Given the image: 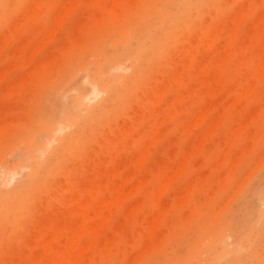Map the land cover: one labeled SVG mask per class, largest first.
I'll use <instances>...</instances> for the list:
<instances>
[{
    "label": "rangeland",
    "instance_id": "rangeland-1",
    "mask_svg": "<svg viewBox=\"0 0 264 264\" xmlns=\"http://www.w3.org/2000/svg\"><path fill=\"white\" fill-rule=\"evenodd\" d=\"M6 2L0 264H264V0Z\"/></svg>",
    "mask_w": 264,
    "mask_h": 264
},
{
    "label": "bare ground",
    "instance_id": "bare-ground-1",
    "mask_svg": "<svg viewBox=\"0 0 264 264\" xmlns=\"http://www.w3.org/2000/svg\"><path fill=\"white\" fill-rule=\"evenodd\" d=\"M10 1H11V0H10ZM164 1H165V0H164ZM192 1H193V0H169L168 4L165 6L164 11H163V19H167V17L169 16L170 12L172 11V10H171V6H173V5H174V6H176V5H177V6H183V7L186 9L185 11H187V7H188V5H190V4L192 3ZM5 2H6V0H5ZM7 3H8V2H6V4H7ZM8 4H9V3H8ZM0 5H2V4H0ZM159 5H160V4H159ZM185 5H186V6H185ZM5 6H6V5H5ZM5 6H4V7H5ZM133 6H134V5H133ZM4 9H5V11H6V7H5ZM115 10H116V9H115ZM153 11H154V10H153ZM185 11H184V12H185ZM137 12L139 13V12H141V10H140V11H137ZM144 12H145V11H144ZM184 12H183V13H184ZM4 13H5V12H4ZM6 13H7V12H6ZM152 14H153V13H152ZM146 15H148V13H147ZM149 15H150V13H149ZM142 16H143V15H142ZM158 17H159V16H157V18H158ZM172 29H173V28H172ZM172 29H171V31H173ZM183 29H185V28H183ZM174 32H175V30H174ZM176 32H177V31H176ZM158 46H159V45H158ZM161 46H162V45H161ZM142 54H143V45L141 44L140 47H138L134 52H133V51H130V52L128 53V56L133 58V57H136V56H142ZM148 56H150V55H148ZM113 64L115 65V63H113ZM114 65L111 66V69L116 67V65H115V66H114ZM101 70L103 71V69H101ZM109 70H110V69H107L106 71H109ZM259 75H260V73H259ZM118 83H119V82H118ZM58 85H59V84H58ZM93 87H94V90H93L94 92H93V93H94V95L97 97V96L99 95V92L96 90V87H95V86H93ZM107 91H108V90H107ZM92 96H93V95H92ZM101 96H102V95H101ZM90 98H91V97H90ZM90 98H89L88 96H84V101H86V102L88 101L89 103H91L90 100H89ZM66 99H67V98H66ZM92 100H93V99H92ZM79 102H81V100H79V101H75V104L77 105V104H79ZM234 103H235V102H234ZM108 106H109V105H108ZM70 118H72L71 115H70L69 117H67V116L65 115L63 119H62V118H56V119H53V120L51 121V124H50V125L52 126V131H51V130H50V131L53 133V135H52V136L49 135V136H50L49 138L47 137V143H45V146H46V147H44L43 149H45V148H46V149H47V148H50V147L53 145V141L55 140V138H54L55 135L58 134V133H60V132L63 133L64 129H65L66 127H68L67 124H66V121H67L68 123H71V122H75V123L77 122V123H78V120H80V119H78V120L76 121V120H72V119H70ZM94 118H95V117H94ZM69 119H70V120H69ZM63 122H64V123H63ZM213 129H214V128H213ZM213 131H214V130H213ZM54 132H56V133H54ZM147 143H149V142H147ZM63 144H64V143H63ZM150 144H151V143H150ZM150 144H149V145H150ZM147 145H148V144H147ZM145 146H146V145H145ZM150 146H151V145H150ZM150 146H149V147H150ZM64 147H65V146H64ZM66 147H68V146H66ZM143 149H144V148H143ZM195 151H196V150H195ZM147 153H148V152H147ZM194 153H195V152H194ZM195 154H196V153H195ZM136 157H137V156H136ZM145 157H146V156H145ZM140 158H141V157H140ZM189 159H190V158H189ZM185 161H186V160H185ZM186 163H188V162H186ZM186 163H185V164H186ZM178 167H179V166H178ZM183 167H184V165H183ZM176 168H177V167H176ZM180 168H182V167H180ZM180 168H178V169H180ZM178 169H176L175 171L178 172ZM26 170H27V169H26ZM176 172H175L174 174H171V175H174V177H173V176H170V177H171V178H175V177H176V176H175ZM179 172H180V171H179ZM177 174H178V173H177ZM177 174H176V175H177ZM169 175H170V174H169ZM12 177H13V176H12ZM165 180H167V179H165ZM171 180H172V179H171ZM173 180H175V179H173ZM146 181H147V180H146ZM167 181H168V180H167ZM167 181H165V182L163 181V184H164V185H165V184H168V183H166ZM169 181H170V179H169ZM11 182H12V181H11ZM102 183H103V182H102ZM142 183H143V182H142ZM11 184H12V183H11ZM122 184H123V183H122ZM170 184H171V183H169L168 185H170ZM164 185H162L163 187L161 186V189H162V190H163V188L165 189V188L167 187V186L164 187ZM122 187H123V186H122ZM139 188H140V187H139ZM120 189L122 190V188H120ZM136 189H137V188H136ZM161 189H160V190H161ZM19 190H20V189H19ZM104 191H105V190H104ZM132 191H133V192L130 191V193H134V190H132ZM14 193H15V192H14ZM20 193H21V192H20ZM24 193H25V192H24ZM159 193H162V191H160ZM12 194H13V193H9V194H7L6 196H4V198L7 199V197L11 196ZM16 195H17V194H16ZM26 195H27V194H26ZM18 196H19V195H18ZM107 196H108V195H107ZM126 196H127V195H126ZM129 196H130V195H129ZM20 197H21V196H20ZM75 197H76V196H75ZM113 197H114V196H113ZM124 197H125V195H124ZM124 197H123V198H124ZM104 199H105V198H104ZM112 199H114V198H112ZM112 199H111V198L109 199L110 202H111ZM116 199H117V198L115 197L114 200H116ZM157 199H158V198H157ZM2 200H3V199H2ZM105 200H106V199H105ZM105 200H104V202H105V203H108V202H107L108 200H106V201H105ZM114 200H112L113 203H114ZM118 200H119V199H118ZM159 200H160V199H159ZM4 201H5V200H4ZM6 201H7V200H6ZM102 201H103V200H102ZM102 201L100 200L101 204H102V203L104 204V202H102ZM122 201H123V199L121 198L120 202H122ZM84 202H86V201H84ZM110 202H109V203H110ZM158 202H159V201H158ZM2 203H3V201H2ZM116 203H117V202H116ZM0 205H1V202H0ZM108 205H109V204H107V207H108ZM110 205H111V203H110ZM110 205H109V207H110ZM119 205H120V204H119ZM260 205H262V204H259V206H260ZM15 206L17 207V205H15ZM26 206H27V205H26ZM89 206H90V204H89ZM98 206H99V205H98ZM112 206H113V204L111 205V208H112ZM27 207H28V206H27ZM100 207H101L102 210H103L104 207H102V206H100ZM100 207H98V208L100 209ZM109 207H108V209H109ZM2 208L4 209V207H2ZM11 208H12V206H11ZM96 209H97V208H96ZM0 210L2 211V209H0ZM12 210H13V209H12ZM102 210H100V211L97 210V211L103 213ZM111 211H112L111 209H110V211H107V212H109V215L112 213ZM113 211H114V208H113ZM2 212H5V209H4ZM11 212H12V211H11ZM92 212H93V211H92ZM95 212H96V211H95ZM95 212H94V213H95ZM110 212H111V213H110ZM8 214H9V213H8ZM10 214H11V213H10ZM89 214H90V213H89ZM92 214H93V213H92ZM96 214H97V213H96ZM0 215H1V214H0ZM11 215H12V214H11ZM86 215H88L87 212H86ZM106 215L108 216V213H107ZM160 215H161V214H160ZM160 215H159V217H160ZM93 216H94V215H93ZM95 216H97V215H95ZM95 216H94V217H95ZM162 216H163V215H162ZM12 217H13V216H12ZM89 217H90V216H89ZM89 217L87 216L86 218L89 219ZM105 217H106V216H105ZM109 217H111V215H110ZM109 217H108V218H109ZM91 218H92V216H91ZM91 218H90V219H91ZM82 219H83V218H82ZM161 219H162V218H161ZM9 220H10V219H9ZM9 220H8V221H9ZM78 221H79V220H78ZM160 221H161V220H160ZM160 221H159V222H160ZM84 222H85V221H83V224H84ZM103 222H106V221H103ZM157 222H158V221H157ZM5 223H6V221H5ZM79 223H80V222H79ZM83 224H82L81 227H83V226L85 227V226H86V225H83ZM85 224H86V222H85ZM79 225H80V224H79ZM79 225H78V223H77V225H76V226L74 225V226L77 227V226H79ZM103 225H104V223H103ZM105 225H106V224H105ZM70 226L72 227V225H70ZM96 226H97V225H96ZM96 226H93V227L97 228ZM99 226H100V225H99ZM154 226H156V225L154 224ZM154 226H153V227H154ZM67 228H68V227H67ZM77 228H78V227H77ZM156 228H157V226H156ZM61 229H62V227H61ZM63 229H64V227H63ZM63 229H62L61 231H63ZM71 229L73 230V232H74V230H76V228L74 229L73 227H72ZM79 229H80V227H79ZM154 229H155V228H154ZM59 230H60V228H59ZM59 230H58V231H59ZM95 230H96V229H95ZM95 230H94V231H95ZM80 231H82V230L80 229ZM97 231H98V230H97ZM97 231H95V234H97ZM155 232H156V231H155ZM155 232H154V233H155ZM58 233L60 234V235L58 234L59 236H57L58 239H59L60 236L62 235V233H61L60 231H59ZM80 233L82 234V232H80ZM80 233L78 232L79 237H80ZM84 233H85V232H84ZM84 233H83V234H84ZM52 234H53V233H52ZM70 234H71V233H70ZM74 234H75V233H74ZM76 234H77V232H76ZM76 234H75V235H76ZM78 234H77L76 238L78 237ZM54 235H55V234H54ZM94 236L96 237V235H94V234L92 235L93 239H94ZM61 237H62V236H61ZM74 237H75V236H74ZM92 237H91V239H92ZM53 238H54V237H53ZM60 239H61V238H60ZM60 239H59V240H60ZM71 239H73V237H72ZM73 240H74V239H73ZM75 241H78V240L76 239ZM75 241H73V242H72V240L69 241V243L71 242V243H70L71 246L68 245L69 243L67 244V245L69 246V247L67 246V247L69 248V249L67 248V250H68V253H67V254H68V255L66 254V256H65V254H64L65 251H66V249H65L64 253H62L61 255H59L58 252H54V253L51 255V259H50V260L53 261L54 263L56 262V260H59V262L57 261V263L59 264L61 261L63 262L64 259H65V262H66V261L68 260L69 257H72V256L76 255L75 249H76V247H77L78 245L75 246ZM59 242H61V240H60ZM92 242L94 243V241L92 240V241L90 242L91 246H92ZM61 243H62V242H61ZM77 243H78V242H77ZM77 243H76V244H77ZM42 245H43V244H42ZM86 245H87V243H86ZM86 245L84 244V246H82L81 251H83V249L85 248ZM246 245H247V244H246ZM53 247H54V246H53ZM56 247H57V246H56ZM56 247H55V248H56ZM86 247H87V246H86ZM39 248H40V247H39ZM236 248H237V247H236ZM48 249H49V245H48ZM59 249H60V248H59ZM86 249H87V248H86ZM60 250L62 251V248H61ZM63 250H64V248H63ZM235 250H236V249H235ZM78 251H79V250H78ZM81 251H80V253H81ZM232 251H234V250H232V249L229 250V254H230V256H232ZM59 252H60V251H59ZM82 253H83V252H82ZM63 254H64V255H63ZM80 255L82 256V254H80ZM63 256H65V257H63ZM66 257H68V258L66 259ZM49 258H50V257H49ZM81 258H82V257H81ZM33 260H34V259H33ZM33 260H32V261H33ZM45 261H46V260H45ZM45 261H44V262H45ZM51 261H49V264H51ZM44 262H43V263H44ZM53 262H52V263H53ZM76 262H78V261L76 260ZM46 263L48 264L47 261H46ZM66 263H67V262H66ZM229 263H230V259H228L227 262L220 263V264H229ZM38 264H39V263H38ZM44 264H45V263H44ZM214 264H217V262L214 263Z\"/></svg>",
    "mask_w": 264,
    "mask_h": 264
}]
</instances>
